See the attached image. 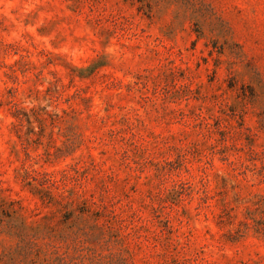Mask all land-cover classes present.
<instances>
[{
    "label": "rangeland",
    "instance_id": "rangeland-1",
    "mask_svg": "<svg viewBox=\"0 0 264 264\" xmlns=\"http://www.w3.org/2000/svg\"><path fill=\"white\" fill-rule=\"evenodd\" d=\"M0 264H264V0H0Z\"/></svg>",
    "mask_w": 264,
    "mask_h": 264
}]
</instances>
